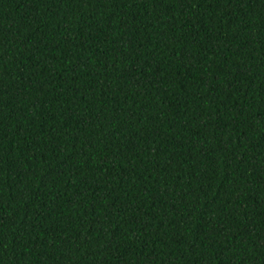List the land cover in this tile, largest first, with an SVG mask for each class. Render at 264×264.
<instances>
[{"label": "trees", "instance_id": "1", "mask_svg": "<svg viewBox=\"0 0 264 264\" xmlns=\"http://www.w3.org/2000/svg\"><path fill=\"white\" fill-rule=\"evenodd\" d=\"M0 264H264V0H0Z\"/></svg>", "mask_w": 264, "mask_h": 264}]
</instances>
